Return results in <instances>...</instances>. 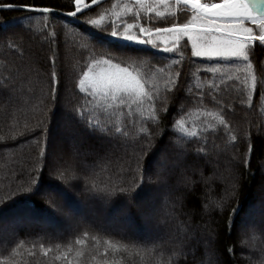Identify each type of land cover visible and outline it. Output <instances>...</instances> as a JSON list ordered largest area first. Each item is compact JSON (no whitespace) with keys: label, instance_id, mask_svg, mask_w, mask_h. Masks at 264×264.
<instances>
[{"label":"trees","instance_id":"1","mask_svg":"<svg viewBox=\"0 0 264 264\" xmlns=\"http://www.w3.org/2000/svg\"><path fill=\"white\" fill-rule=\"evenodd\" d=\"M8 1L58 10L72 2ZM137 6L136 0H106L80 18H114L128 8L137 13ZM140 15L151 17L147 11ZM151 39L158 49L113 40L56 14L0 11V80L19 66L18 74L32 82L18 105L0 102V137H8L0 139V264H264V46H248L249 69L242 59H194L190 45L164 52L159 49L172 43ZM119 53L141 56L126 65L150 93H159L155 102L126 97L120 105L79 90L95 63L110 56L120 63ZM213 67L215 73L207 70ZM53 70L62 82L52 107L47 100ZM177 73L179 88L166 93L165 82ZM165 95L167 106L159 103ZM154 103L157 116L149 120ZM73 107L101 127L109 121L120 127L121 142L87 126ZM142 136L157 138L144 153L139 146L148 140ZM56 140L61 160L49 158ZM164 152L174 169L160 180ZM134 154L139 168L130 159ZM140 178L130 193L91 189L93 183L126 188ZM208 198L214 206H207ZM242 222L246 228L240 230ZM207 235L213 237L210 248Z\"/></svg>","mask_w":264,"mask_h":264},{"label":"snow or ice","instance_id":"2","mask_svg":"<svg viewBox=\"0 0 264 264\" xmlns=\"http://www.w3.org/2000/svg\"><path fill=\"white\" fill-rule=\"evenodd\" d=\"M165 0H160V3H164ZM97 0H91V4L95 5ZM145 0H136V4L143 5ZM177 4L182 3L187 11L184 15L188 16L190 11L191 15L188 16L186 22L172 23L167 28H154L150 31L147 27L137 24H126L123 26V30L120 27L113 25L111 32H106L117 39H125L128 41L143 43L158 49L156 40L151 39L153 35L160 36L165 35L169 37L164 41L165 44L171 42L172 47H164V52H176L182 45H190L191 57L194 59H200L201 61H225L231 63L234 60L248 61L247 67L252 68L250 60L249 45L259 42L264 46V0H219V2H203V0H176ZM22 8L28 11H39L43 13H50L53 11L48 6H39L34 3H23L17 5L15 3H4L0 5V8ZM70 7H74L75 11L67 12V15L77 16L83 15L84 11L89 9V4L85 0H72ZM127 11H132L128 8ZM156 11L153 7H148L147 12ZM137 19H142L140 12L136 13ZM156 16H164L163 12H156ZM105 14H99L96 19H85L83 22L97 28L102 31V26L107 27L104 24ZM247 23L253 25V27L247 26ZM135 31L134 29H137ZM255 29L259 30V35L255 34ZM123 57L120 63H113L115 57H111L104 61L110 67L104 70L98 76H94L88 79L87 87H85V80H81L78 86L81 92H87L90 90L93 97H102L104 101H115L120 105L125 103L126 97L147 98L154 101L159 96V93L153 94L147 90V83L144 79L134 74L129 70L126 65V61H131L133 64L141 61V56L135 54H123L119 53ZM58 59V52H54L51 59V63L55 66ZM125 65V66H121ZM208 71L215 73L217 68H209ZM20 73V68L9 72V75L3 77L0 80V102L4 103L8 108L13 106V103L19 104L21 102L20 97L23 95H29L32 88V82L28 79L26 74ZM88 74L85 73V76ZM179 76L176 74V78L165 82L166 93L171 94V88H179ZM62 82L61 75L58 71L53 70L50 74V90L51 97L47 100V103L53 107V102L56 99L58 88ZM257 85V79L255 75L251 78V86L255 88ZM202 99V97H200ZM90 101H85L89 103ZM160 104L168 105V96L165 95L159 99ZM52 109V108H51ZM72 111L82 117L83 122L89 127H96L101 132H106L108 135L113 136L116 140L121 142L120 133L122 129L120 127L111 126V122H107L104 126H99V122H93L86 119L85 110L81 108L79 111L73 107ZM158 109L153 106V110L149 113L147 119H156ZM167 115L165 109L163 116ZM223 117H221V123H223ZM179 123V121L177 122ZM25 132H30L31 129L25 128ZM143 132V129L141 130ZM260 132L264 135V125L260 126ZM18 133L17 135H20ZM0 139H8V137H0ZM141 139H147L148 143L141 144L139 146L140 152H148L157 140L152 136L149 138L141 137ZM235 141L237 138L232 137ZM127 143L126 134L123 141ZM253 148L252 144L248 145V151L251 153ZM45 151V150H44ZM43 155V153H42ZM130 159H136L137 167L139 168V159L135 157V154ZM162 166L159 168L157 177L160 180H165L169 174L172 173L174 165L169 158V154L164 152L161 154ZM249 159H245L243 163L248 165ZM131 170V165H129ZM39 169H37V172ZM61 178L64 177V173L60 174ZM142 178V176H141ZM140 180H133L130 187H118L111 185L93 183L91 189L97 192H101L107 195H112L117 192L130 193L141 182ZM36 179V178H35ZM35 179H32L30 185L35 183ZM187 181H184L185 186ZM233 191L236 190L237 183L233 182ZM20 190H26L22 188ZM234 209V208H233ZM232 209V210H233ZM232 215V212H231ZM231 215L229 219L231 220ZM207 246L210 248L213 242V237L207 235L205 238Z\"/></svg>","mask_w":264,"mask_h":264},{"label":"rangeland","instance_id":"3","mask_svg":"<svg viewBox=\"0 0 264 264\" xmlns=\"http://www.w3.org/2000/svg\"><path fill=\"white\" fill-rule=\"evenodd\" d=\"M106 1V0H105ZM105 1H103V2H105ZM108 1V0H107ZM169 2V0H165V2L164 3H160V0H157V1H155V3H157V4H155V6H152L156 11H153V12H150V14H151V17H147V18H145V17H142V19H146L145 21L146 22H148V21H150L151 20V22H153V25L152 24H148V23H142L141 25L142 26H145V27H147L150 31H152V30H154V28H167V27H170L171 26V24L172 23H176V22H186L187 21V19H188V16H190L191 15V13H190V11L188 12V16H185L184 15V13H185V11H187V9H186V7L182 4V3H180V4H177V3H175V6L172 8V13H173V18L172 19H162L163 17L162 16H160V17H158V16H156V12L157 11H159V12H163V10H164V8H165V6H166V4ZM203 2H208V3H211V2H219V0H203ZM0 3H1V1H0ZM102 3V2H101ZM100 4V3H99ZM99 4H96V5H94L93 7H91V8H89L88 10H90V9H92V8H95L96 6H98ZM150 5H152V4H150ZM138 7V11L142 14V13H145L146 11H147V8L145 7V5H141V6H137ZM74 8L73 7H70L69 9H66L67 11H72ZM87 10V11H88ZM85 12V11H84ZM134 13H136V12H134ZM77 18H79L80 20H81V18H80V15H78L77 16ZM114 18H115V16H114ZM114 18H111V17H108V16H105V21H104V24H106L107 25V27H103L102 26V31L101 30H98L97 28H95V27H93V29L95 30V31H97L98 33H100V34H103V35H106V36H111V35H109V34H107L106 32H111V30H112V27H113V25H115V26H117V27H120L121 28V30H123V26H126V24H134V22L133 21H135V23L137 24V25H139L140 24V21H136L135 19H133V17L131 18V19H129V20H123V19H118V20H115V21H113L114 20ZM135 18V17H134ZM137 18V17H136ZM76 21H78V20H76ZM82 22H83V20H82ZM84 23V22H83ZM85 24V26L87 25V26H90V25H88V24H86V23H84ZM247 26H249V27H253V25H251L250 23H247ZM135 31H138V28L137 29H134ZM255 34L256 35H259L260 33H259V30L258 29H255ZM48 37H49V35H48ZM112 37V36H111ZM152 38H158L159 40H161V41H165L166 39H169V37H167V36H165V35H160V36H156V35H153L152 36ZM48 44H49V46L52 48L53 47V41H52V39H50V37L48 38ZM109 65L108 64H106V63H104V61H101V62H98V63H95L86 73L88 74L87 76H83V80H85V87H87V81H88V79L89 78H91V77H94V76H98L99 74H101V72L102 71H104V70H107V69H109ZM81 79V80H82ZM248 119V115H244L243 116V120H244V122L246 121ZM51 147V151H50V155H49V158H52V160H54V159H60L61 160V158H62V144H61V142L60 141H58V140H56V141H54L53 142V144L52 145H50ZM227 188H228V186H227ZM44 191H50V189H47V188H44L43 189ZM208 200V204H207V206H214V200L211 198H208L207 199ZM207 206H205L206 208H207ZM67 218V217H66ZM242 224L243 225H240L239 226V228H240V230L242 229V228H246V225L244 226V222H242Z\"/></svg>","mask_w":264,"mask_h":264},{"label":"water","instance_id":"4","mask_svg":"<svg viewBox=\"0 0 264 264\" xmlns=\"http://www.w3.org/2000/svg\"><path fill=\"white\" fill-rule=\"evenodd\" d=\"M103 1H105V0H97V3H96V4H99V3L103 2ZM96 4H95V5H96ZM93 6H94V5H92L91 3L89 4V8H91V7H93ZM0 9H3V8H0ZM12 9L20 10L21 12H30V13H36V12H38V13H43V12H39V11H33V12H31V11H28V10H25V9H22V8H19V7H17V8H12ZM52 9H53V11H51L49 14H56V15H60V16H64V17H68V18L73 19V20H78V22L84 24V23L82 22V20H80L79 18H77L78 15H77V16H71V15H67V12H69V11L58 10V9H54V8H52ZM84 25H85V24H84ZM86 26H87V25H86ZM87 27L93 29L92 26H87ZM93 30H94V29H93Z\"/></svg>","mask_w":264,"mask_h":264},{"label":"bare ground","instance_id":"5","mask_svg":"<svg viewBox=\"0 0 264 264\" xmlns=\"http://www.w3.org/2000/svg\"><path fill=\"white\" fill-rule=\"evenodd\" d=\"M0 1H1L0 5H2L4 3H10L8 0H0ZM85 2L87 4H90L91 3V0H85ZM175 3H176V0H169V2L166 4V6H165V8L163 10V13H164V16H162L163 17L162 18L163 20L164 19H172L173 18L172 8L175 6ZM17 5H19V4H17ZM1 10L20 11V10H15V9H12V8L11 9H0V11ZM64 11H67V10H64ZM72 11H75V8Z\"/></svg>","mask_w":264,"mask_h":264},{"label":"flooded vegetation","instance_id":"6","mask_svg":"<svg viewBox=\"0 0 264 264\" xmlns=\"http://www.w3.org/2000/svg\"><path fill=\"white\" fill-rule=\"evenodd\" d=\"M133 17V19H135L136 21L138 20V21H140V24L139 25H141L142 23H148V24H152L153 25V22H151V21H148V22H146L147 20L144 18V19H137L136 17V13H134V12H128V13H126V14H119V15H117L115 18H114V20L113 21H115V20H118L119 18H122L123 20H129V19H131ZM135 17V18H134ZM146 20V21H145ZM134 22V24H136L135 23V21H133Z\"/></svg>","mask_w":264,"mask_h":264}]
</instances>
